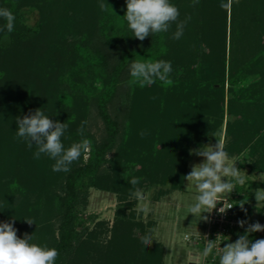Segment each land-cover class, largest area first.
Masks as SVG:
<instances>
[{
	"label": "rangeland",
	"instance_id": "rangeland-1",
	"mask_svg": "<svg viewBox=\"0 0 264 264\" xmlns=\"http://www.w3.org/2000/svg\"><path fill=\"white\" fill-rule=\"evenodd\" d=\"M106 1L0 0V8H7L15 15L14 27L24 25L35 31L28 42L23 40L16 44L13 35L7 34L5 39V33L0 32V104L3 105L0 109L5 113V121L9 119L16 125V129L8 134L7 143L21 150L19 154L26 160L24 171L16 168L4 176L5 180L17 178L19 183L14 188L17 189L12 198L14 208L11 211L0 209V222H13L12 218H16L17 235L23 238L25 233L32 234L30 242L40 246L49 248L50 239L57 234L43 193L51 184L50 178L55 179L56 172L52 170L55 161L46 155L34 159L36 146L29 149L25 142L16 139V118L41 108L50 119L67 123L69 127L62 137L66 148L83 139L91 141L101 136L102 122L86 98L62 91L61 98L56 100L51 99V92L64 61L62 51L85 35L87 39L92 37L90 26L101 3ZM209 2L215 9L218 0ZM206 11L208 14L203 18L207 22L202 19L195 30L191 25L198 18L191 16L179 39L183 47L180 56L177 58L172 54L168 60L172 65L171 75L190 85L181 83L167 87L156 81L151 86L138 87L133 93L129 131H123L120 141L108 153L102 173L94 179L96 184H103L98 187L87 185L85 203L76 207L78 221L82 223L76 227L78 242L58 264H142L140 258L156 243L163 248L162 264H192L193 256L198 258L199 264H213L212 256L204 258L202 255L207 239L211 240L210 235H213L212 215L204 214L209 217L207 221H198L192 214L187 216V209L197 192L194 188L186 189L188 182L184 177L192 165L204 159L190 155L189 150L202 144H215L217 138L225 142L230 158L245 160L244 163L237 161L236 166L249 175L247 183L230 193L227 201L237 196L244 199L252 194L253 201L246 202L250 217L245 225L264 224V206H258L260 211H257L254 191L246 190L254 183H262V187L256 188H264V81L257 91L255 105L247 111L248 116L256 119L250 124L251 134L248 135L247 128L236 125L227 129L228 120L241 117L235 116L239 112L236 102L232 106L234 114L228 111L227 84L224 85V97L219 83L213 82L209 87L201 84L207 72L216 74L220 68L215 55L217 48L199 40L205 23L211 26L218 23L216 19L213 22L214 11ZM5 24L6 21L0 18V28ZM173 30L176 31L175 24L169 32L173 34ZM227 50L226 61L229 58ZM86 80L93 88L103 85L92 76H87ZM259 80L261 75L251 73L241 82L250 84ZM53 101L57 102L56 109L51 105ZM46 102L47 106H44ZM82 121H86L83 136L77 132ZM204 123L210 124L208 133L197 131L194 135L195 129L193 132L191 128L205 126ZM141 132L149 134L152 143L143 145ZM238 133L247 135V142L239 152L233 147ZM201 140L204 142L199 143ZM81 157L85 160L83 155ZM6 162L7 157L1 158L0 164L6 167ZM136 168L140 170L138 173ZM48 170V174L43 175ZM132 177L140 180L135 187L128 182ZM181 178L182 186L173 187L172 181L179 184ZM112 184L117 186L106 189ZM137 188L141 189L143 200L133 195ZM24 219L35 223L30 225ZM149 232L157 240L147 247L139 239ZM243 233L239 223L231 225L219 242H215L214 253L222 252L226 243L234 242ZM257 235L258 239L264 238V231H258ZM218 262L219 257L216 264Z\"/></svg>",
	"mask_w": 264,
	"mask_h": 264
},
{
	"label": "trees",
	"instance_id": "trees-1",
	"mask_svg": "<svg viewBox=\"0 0 264 264\" xmlns=\"http://www.w3.org/2000/svg\"><path fill=\"white\" fill-rule=\"evenodd\" d=\"M171 3L179 8L180 20L196 15L198 19L191 25L193 30L199 27L202 19L205 20L203 17L208 14L206 9L214 11L212 12L214 13L213 22L215 19L218 20V23H215L217 26L213 25V27L210 23H203L202 37L199 40L207 42L209 47L217 48L215 55L220 68L216 74L207 72L203 76L201 84L209 87L213 82L219 83L222 97H224V85L227 84V91L230 95L228 111L234 114L232 106L236 102L239 112L235 113V116H241L233 121L228 120L227 129L231 125H236L240 128H247L248 135L251 134L249 132L250 124L256 119L248 116L247 111L255 105L256 99H258L257 91L264 81V0H240L239 4H233L230 10L220 7L221 0H218L217 5L215 4V9L209 0H199V3L194 6L193 0H172ZM103 4L105 8L102 10L100 7L90 26L92 37L87 39L88 36L85 35L62 51L65 56L64 61L55 76L51 92V99L56 100L61 98L62 91H66L69 95L86 98L85 100L94 109L96 117L103 125L101 136L90 141L88 158L83 160L81 157L74 162L68 173L56 172L55 179L50 178V186L44 188L45 201L57 231L49 243V248H55L59 253L55 264H58L65 255L71 252L78 242L76 227L82 223L78 221L76 207L85 203L88 193L87 185L98 187L103 184H96L94 179L102 173L103 165L107 162V155L120 141L123 131L126 129L127 132L129 128L128 122L134 106L132 95L138 87L140 88V86L131 83V63L136 60L168 61L172 54L177 55L178 58L183 49L179 39H171L173 34L169 31L153 34L143 41L132 37L133 33L128 28L123 16L126 12V0L123 2L107 0ZM199 7L200 9H198ZM219 16L220 18H218ZM34 32L31 28L22 25L20 28L14 27L10 34L13 35L16 44L28 42ZM174 32L175 30H173ZM226 48L229 55L227 61L225 60ZM251 73L261 75V81L250 84L242 83L241 81ZM87 76L100 80L103 85L100 88L89 86L86 80ZM169 79L171 83H163L159 80L157 82L167 87L181 83L183 86L189 84L180 81L175 75L170 74ZM66 99L69 97L66 96ZM46 104L47 102L44 103V106H47ZM51 105L56 109L57 102L53 101ZM2 107L3 105L0 104V108ZM5 118L3 109H0V161L1 158L7 157L6 167L2 163L0 164V209L11 211L14 208L12 198L17 191L14 188L19 180L17 178L5 180L4 176L6 177L9 171L12 173L16 168L24 171L26 160L20 155L21 150H18L15 145L7 143L8 134L16 129V125L9 119L5 121ZM204 124L205 126L199 128L193 126L191 128L193 132L195 129L193 134L196 135L197 131L207 134L210 124ZM148 135L141 137L145 146L152 143V139ZM246 136L242 133L235 135L233 147L237 152L241 151L242 145L247 142ZM203 142L204 140L199 141V143ZM136 170V173L140 171L137 168ZM48 172L49 170L46 173L43 172V175ZM182 183L181 178L179 184L177 181H172V186L180 188ZM115 186L117 184H112L106 186V189H114ZM262 186V183H254L251 187ZM241 200L253 201V195L249 194L244 199L241 196L230 199L233 204L232 218L248 221L250 211L246 208V203L244 204L246 212L240 208L237 203H240ZM247 227L248 225L242 227L243 232ZM214 230L215 226H211V231ZM249 239L252 241L258 239L257 232L252 233ZM139 240L141 241V238ZM211 240H215L212 235ZM133 242H136V239ZM162 253V246L156 243L154 247L144 252V257L142 256L140 261L142 264H162Z\"/></svg>",
	"mask_w": 264,
	"mask_h": 264
},
{
	"label": "clouds",
	"instance_id": "clouds-1",
	"mask_svg": "<svg viewBox=\"0 0 264 264\" xmlns=\"http://www.w3.org/2000/svg\"><path fill=\"white\" fill-rule=\"evenodd\" d=\"M240 0H221L220 7L230 10L233 4H239ZM199 0H193V6L198 4ZM101 9L105 5L101 3ZM126 19L127 26L133 33L132 37L143 41L153 34L166 33L173 24L176 25V31L173 33V39H180L183 36L184 29L191 19L190 16L180 20L179 8L172 4L170 0H126V12L123 15ZM0 18L6 21V24L0 28V32L10 34L14 30L15 15L7 8H0ZM172 72L170 61H140L136 60L130 65L131 83L140 87L151 86L157 80L163 83H171L169 76ZM155 99V98H153ZM17 131L16 139L26 143L29 149L36 146L34 159H39L41 155H46L55 163L52 165L54 172L68 173L71 171V165L78 161L81 156L86 160L85 155L90 151V141L83 139L81 142L72 143L71 146L65 147L62 143V137L69 125L65 122L50 119L45 115L41 108H37L28 115L16 118ZM82 121L77 129L79 135H84V125ZM143 137L146 133L141 132ZM216 138L217 136L214 135ZM190 155L203 157V161L192 165L191 171L184 177L188 182L186 189L196 190L194 202L187 209V216L192 214L194 219L207 221L209 217L205 213H212L217 209V205L223 202V206L218 209L219 213H225L233 204H226L229 194L247 183L245 171L237 167V161L244 163L245 160L230 158L226 151L225 142L217 138L215 144H202L199 148L190 149ZM250 162V161H249ZM226 178V179H225ZM133 187L139 184L138 177H132L128 181ZM254 191L256 200V210L258 206H264V188L246 189ZM133 195L143 200L144 196L141 189L137 188ZM240 208L244 209L247 201L241 200ZM264 209V208H262ZM186 216V217H187ZM13 222H0V264H55L59 256L58 250L40 246L31 243L32 234H24L23 238L17 235V229ZM28 224L35 223L31 219H24ZM240 227H244L247 221L240 220ZM264 231V224L259 222L250 223L242 235L238 236L234 242L226 243L222 247V252L214 249L217 248L215 240H208L203 249V257L212 256L213 264H264V238L252 241L249 239L254 232ZM157 240L151 232L141 238L145 246H149ZM192 264H199L196 256L191 257Z\"/></svg>",
	"mask_w": 264,
	"mask_h": 264
},
{
	"label": "built area",
	"instance_id": "built-area-1",
	"mask_svg": "<svg viewBox=\"0 0 264 264\" xmlns=\"http://www.w3.org/2000/svg\"><path fill=\"white\" fill-rule=\"evenodd\" d=\"M226 204H232L230 201L226 200ZM223 206V202H220L217 205V209L213 210L211 213L212 220L211 226H215V230L212 232L213 237L216 239L215 242L221 239L222 235H225L231 225H237L238 221L235 218H232L233 215V206L230 209H227L225 213H219L218 209ZM210 235V236H211Z\"/></svg>",
	"mask_w": 264,
	"mask_h": 264
}]
</instances>
